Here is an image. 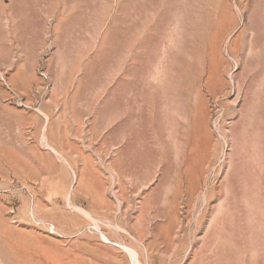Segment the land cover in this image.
Returning <instances> with one entry per match:
<instances>
[{
  "label": "rangeland",
  "instance_id": "374dc122",
  "mask_svg": "<svg viewBox=\"0 0 264 264\" xmlns=\"http://www.w3.org/2000/svg\"><path fill=\"white\" fill-rule=\"evenodd\" d=\"M0 264H264V0H0Z\"/></svg>",
  "mask_w": 264,
  "mask_h": 264
}]
</instances>
